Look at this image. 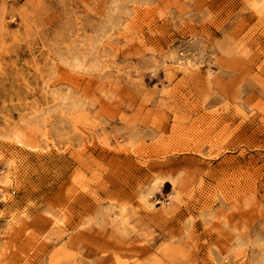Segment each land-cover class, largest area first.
I'll list each match as a JSON object with an SVG mask.
<instances>
[{
    "label": "rangeland",
    "instance_id": "1",
    "mask_svg": "<svg viewBox=\"0 0 264 264\" xmlns=\"http://www.w3.org/2000/svg\"><path fill=\"white\" fill-rule=\"evenodd\" d=\"M0 264H264V0H0Z\"/></svg>",
    "mask_w": 264,
    "mask_h": 264
}]
</instances>
